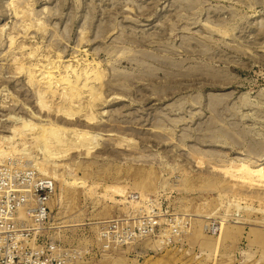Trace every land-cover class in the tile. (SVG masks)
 <instances>
[{"label": "rangeland", "instance_id": "obj_1", "mask_svg": "<svg viewBox=\"0 0 264 264\" xmlns=\"http://www.w3.org/2000/svg\"><path fill=\"white\" fill-rule=\"evenodd\" d=\"M57 54L99 63L94 110L28 73ZM23 122L71 143L0 157L53 184L68 264H264V184L222 169L264 167V0H0V141Z\"/></svg>", "mask_w": 264, "mask_h": 264}, {"label": "built area", "instance_id": "obj_2", "mask_svg": "<svg viewBox=\"0 0 264 264\" xmlns=\"http://www.w3.org/2000/svg\"><path fill=\"white\" fill-rule=\"evenodd\" d=\"M18 169L0 164V264H68V249L47 230L51 181H20Z\"/></svg>", "mask_w": 264, "mask_h": 264}, {"label": "bare ground", "instance_id": "obj_3", "mask_svg": "<svg viewBox=\"0 0 264 264\" xmlns=\"http://www.w3.org/2000/svg\"><path fill=\"white\" fill-rule=\"evenodd\" d=\"M20 7L18 9H20ZM34 54H35V52H34ZM57 55H58L57 56L58 58L56 60L49 58V59H47L46 63H42V64L36 63L35 66L33 64L34 67L33 68L29 67L30 69H28L30 72L27 71L26 66H21V68L25 67V70L28 73L39 72V77L37 80H35L36 83L37 82L43 83L45 85L46 90H48V93L50 92L51 95L52 94L56 95L55 93L57 92V90L58 91L60 90V89H58V87L62 86L61 87L62 93L60 95H62L63 102L65 103V105L67 104L68 107H71L72 109H74L76 111L77 110L80 111V110H83L85 108H88V110L89 109L94 110L96 108V106L98 105L97 102H98L99 97L101 99V93H102L101 85L104 83V74H105V73H103V71L100 70L101 68H99V63L94 64V63L88 62L86 60V61H84L83 64L81 63L80 68H77V67L75 68L73 66V64L71 65L70 63H68L67 65H63V61L60 58L62 56H60L59 54H57ZM36 59H37V57H36ZM31 65H32V63H31ZM70 73H74V77H72ZM31 76H32V74H31ZM32 79H31V81H32ZM39 91H40V89H39ZM43 92H45V91H43ZM43 92L41 94H44ZM45 93H47V92H45ZM85 93H88V95L86 96ZM83 94H85V96ZM60 95L58 94L59 98H60ZM44 96H45V94H44ZM46 98H47V94H46ZM40 100L42 102V106H45L46 100H43V97ZM47 101L49 102V100H47ZM68 107L66 109H68ZM71 108H70V110H71ZM70 110H68V111H70ZM67 112L65 111L64 112L65 114L62 115L67 120L70 119L68 116L73 117L75 115L72 111H71L72 113H70V112L67 113ZM62 113H63V110H62ZM86 117H87V119H89V121H91L94 118V116H92V115H87ZM27 121H29V120H27ZM50 124L52 126V123H50ZM32 125L33 124L31 122L30 123L23 122V124L21 123V125H19L18 127H12L13 128V130L11 131L12 135L9 137L7 136L8 138L7 137L3 138L4 137L3 136L2 137L3 139H1L2 141H0V157L3 155L5 156V154L7 153L3 149V142L4 143L7 142L8 144H11V146L9 145L12 148V150H10V151L15 153L16 148H17L15 146V145H17V144H15V142L18 139L23 141V144H26V142L28 140L39 142V146H41V150H43V152H45V156L47 153L48 158H50V159L59 157L60 153H62V152L67 153V151L70 150L69 148H70L71 143H70V145L67 143L66 144L64 143V142H66L67 139H64V137H63L64 135L61 136V134H58V132H60V130L57 131V129L55 130L54 127H51L50 125H49V127H44L45 125H43V124H41L43 126H40V127H37V125H36L37 128H35L34 125H33L34 126L33 127ZM63 129H65V128H63ZM63 129H61V132ZM83 132H84V130H83ZM83 134L88 135V132H84ZM93 136H95V135H93ZM84 138H86V137H84ZM89 138H90V135H89ZM91 139H92V137H91ZM89 141L90 140H88V142ZM82 142H83V140H82ZM21 145H22V143H21ZM54 147H57V148L52 150V148H54ZM19 148H20V145H19ZM6 150H7V147H6ZM53 151H55V152H53ZM222 169L224 170V173L226 172L225 174H229L232 177H237L240 182L247 183V184L248 183L258 184V185L264 184L263 183L264 182V167L254 168L246 162H240L236 165L231 164L230 166L222 167ZM77 180L78 179H75V181L70 182V184H76ZM117 192L123 193L124 190L118 188Z\"/></svg>", "mask_w": 264, "mask_h": 264}]
</instances>
